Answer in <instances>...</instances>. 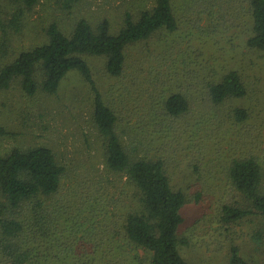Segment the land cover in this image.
Listing matches in <instances>:
<instances>
[{
    "label": "trees",
    "instance_id": "obj_1",
    "mask_svg": "<svg viewBox=\"0 0 264 264\" xmlns=\"http://www.w3.org/2000/svg\"><path fill=\"white\" fill-rule=\"evenodd\" d=\"M8 1L17 9L11 22L18 28L41 0ZM189 3L186 11L197 12V19L200 12L218 13L225 29L228 22L245 27V46L264 52V0ZM178 29L174 0H153L136 14L126 12L116 31L107 20L93 26L80 18L69 33L50 24L45 43L13 58L3 51L0 93L16 84L31 98L53 96L71 72L86 82L103 169L62 192L67 166L50 147L14 146L0 153V264H190L184 256L190 240L180 233L189 198L173 184L172 159L181 142L200 154L203 144H189L200 128L211 138L225 127L233 138L238 128L249 130L253 111L234 105L248 96L238 70L200 75L186 64L189 52L175 54V45L165 40ZM154 41L162 42L157 67L147 62L156 58ZM135 49L146 51L140 62L128 57ZM88 57L103 59L105 74L117 81L114 100L102 95ZM251 133L247 138L258 144L252 150L245 143L228 160V195L216 207L215 233L222 239L216 241L227 246L228 264H252L236 226L264 218V140ZM14 135L0 124V138ZM193 170L198 173L196 165ZM123 197L126 205L119 207ZM248 241L264 244V229L252 230Z\"/></svg>",
    "mask_w": 264,
    "mask_h": 264
},
{
    "label": "rangeland",
    "instance_id": "obj_2",
    "mask_svg": "<svg viewBox=\"0 0 264 264\" xmlns=\"http://www.w3.org/2000/svg\"><path fill=\"white\" fill-rule=\"evenodd\" d=\"M189 2L174 0L179 29L173 36H167L165 41L175 45V54L180 49L189 52L186 64L200 75L213 69L221 73L238 70L247 84L248 96L236 101L234 105L253 111L252 118L248 120L249 130L241 131L238 128L239 132H236L234 138L228 134L229 128L226 127L215 132L213 138L205 136L201 128L195 130L189 144H203L200 154L184 150L186 142H181L170 165L173 184L181 188L189 198L182 209L184 222L180 228V233L190 240V245L184 250L186 260L190 264H228L227 246L223 245L224 242L216 241H222L215 233L216 207L219 200H224L228 195L225 174L228 160L233 154L236 156L245 148L253 150L258 144L247 138L252 135L251 130L256 135L260 133L264 140V52L252 51L245 46V27H235L228 22V29H225L218 13L209 15L200 12L197 19V12L186 11ZM152 4L153 0H41L32 11L25 12L17 28L11 22L17 12L15 5L8 0H0V56L3 54L0 58L4 56L3 51L9 58H13L21 50L45 43L47 28L52 23L69 33L80 18H85L93 26L107 20L112 30L116 31L126 12L136 14ZM161 44L154 41L150 46L156 58H148L147 62L153 67L159 64L157 59ZM144 54L146 51L135 49L129 51L128 57L130 61L140 62ZM87 60L102 95L114 100L116 90L112 87L116 86L117 81L105 74L103 59L88 57ZM92 98L93 94L86 82L72 72L53 96L39 93L31 98L14 84L0 93V124L15 133L14 136L0 138V153L14 146L50 147L67 166L68 173L62 192L74 186L76 179L88 172H101L103 151L90 120ZM245 143L247 146L244 148ZM194 165L198 167V173L194 172ZM198 194L200 197L197 198ZM126 200L121 198L119 207L126 205ZM124 212V208H121L119 215ZM236 228L243 231L244 236L238 240L243 255L252 264H264L263 242L258 245L248 241L252 230L264 229V218L249 220ZM134 255V252L128 255L132 263L136 262Z\"/></svg>",
    "mask_w": 264,
    "mask_h": 264
}]
</instances>
